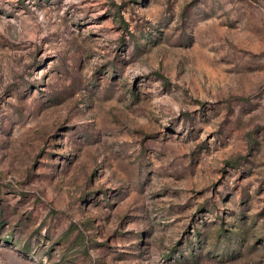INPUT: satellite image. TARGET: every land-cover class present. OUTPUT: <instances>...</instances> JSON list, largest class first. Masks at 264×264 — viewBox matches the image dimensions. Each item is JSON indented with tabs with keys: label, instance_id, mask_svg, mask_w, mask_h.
Wrapping results in <instances>:
<instances>
[{
	"label": "rangeland",
	"instance_id": "obj_1",
	"mask_svg": "<svg viewBox=\"0 0 264 264\" xmlns=\"http://www.w3.org/2000/svg\"><path fill=\"white\" fill-rule=\"evenodd\" d=\"M0 264H264V0H0Z\"/></svg>",
	"mask_w": 264,
	"mask_h": 264
}]
</instances>
